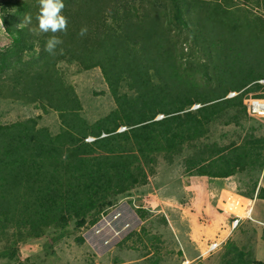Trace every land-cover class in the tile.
<instances>
[{"label": "trees", "instance_id": "16d2710c", "mask_svg": "<svg viewBox=\"0 0 264 264\" xmlns=\"http://www.w3.org/2000/svg\"><path fill=\"white\" fill-rule=\"evenodd\" d=\"M239 1L64 0L67 32L57 34L63 43L49 54L43 49L50 34L30 31L38 0H0L9 39L0 46V100L53 111L59 119L56 132L32 117L0 123L3 255L46 234L55 242L94 225L119 200L144 194L137 189L149 183L161 159L180 165L187 177L234 176L245 187L238 185V194L264 201V134L254 133L259 123L243 104L251 94L264 98L258 83L264 78V0ZM29 14L32 23L25 26ZM83 26L87 34L80 37ZM60 63L98 67L115 107L94 121L85 118ZM196 72L216 84H198L191 79ZM229 91L240 93L227 98ZM225 126L231 128L220 138H231L222 143L215 133ZM87 136L95 139L86 142ZM137 210L140 218L152 213ZM245 241L226 240L220 264H264Z\"/></svg>", "mask_w": 264, "mask_h": 264}, {"label": "rangeland", "instance_id": "374dc122", "mask_svg": "<svg viewBox=\"0 0 264 264\" xmlns=\"http://www.w3.org/2000/svg\"><path fill=\"white\" fill-rule=\"evenodd\" d=\"M239 2L242 3L244 0ZM252 8L254 11H259ZM8 42V36L0 21V46ZM60 68L66 80L74 86L81 100L82 114L85 118L94 121L115 107V101L98 67L81 70L75 63H60ZM191 79L202 86L216 84L214 78L208 79L201 72L194 73ZM251 96L254 97L252 94ZM30 117L37 118L39 126H46L52 132L58 131L59 119L55 112L44 113L33 105L0 100V123ZM255 120L259 125L256 124L254 133L264 134V118ZM218 128L215 133L216 139L227 143L231 135L221 139L220 132L231 127ZM43 152L45 156H50L52 153L50 149H44ZM188 178L182 174L180 165L168 167L166 161L161 159L156 167V173L148 176L149 183L137 189L146 190L144 194L134 191L131 196L119 200L103 213L94 225L84 227L77 232H69L55 242L52 241L53 235L46 234L19 243L13 255H3L1 252L5 248V242L0 241V264H187L185 257L189 255L188 226L180 205L189 199L183 187V184L188 183ZM233 180H236L234 176L228 178L227 185ZM158 182L163 183L156 187L155 184ZM260 185L264 187V176L260 180ZM239 186L240 190H244L242 182ZM178 199H183L185 202L180 204ZM234 202L228 205L229 211L244 219L241 203ZM139 206L145 210H152L151 215L140 218L137 210ZM255 206L260 212L259 217H256L258 220L246 218V221L232 232L230 238L237 244H243L248 237L251 240L254 257L257 260H264V239L261 237L264 227V208L260 201ZM184 212H187V209ZM161 216L165 217L166 223L162 221ZM242 226L245 228L243 231L245 234L239 232ZM79 235L83 238L82 242L76 239ZM222 249L221 245L219 249L196 264H220Z\"/></svg>", "mask_w": 264, "mask_h": 264}, {"label": "crops", "instance_id": "0c3cea01", "mask_svg": "<svg viewBox=\"0 0 264 264\" xmlns=\"http://www.w3.org/2000/svg\"><path fill=\"white\" fill-rule=\"evenodd\" d=\"M230 177L210 179L207 176H189L188 183L183 184L189 195V199L180 205L188 226L187 252L189 255L185 257L187 264H196L208 256L203 252L209 240L217 237L226 242L230 239L232 232H229L228 224L238 214L229 211V204L235 200L237 203H234H241L240 207L244 214L251 207L250 215L255 220H258L260 215L256 209V203L260 201L264 208L262 199L248 198L238 194L236 190L239 183L235 180L227 185V179ZM184 208L187 212H184ZM243 221H246L245 216L241 223Z\"/></svg>", "mask_w": 264, "mask_h": 264}, {"label": "clouds", "instance_id": "9594fccd", "mask_svg": "<svg viewBox=\"0 0 264 264\" xmlns=\"http://www.w3.org/2000/svg\"><path fill=\"white\" fill-rule=\"evenodd\" d=\"M65 8L64 0H38V11L36 14L37 26L30 29L36 35H48L44 51L55 54L57 47L63 43L58 33H66L68 28V18L63 14ZM32 23V16H25V26ZM87 34V26L81 27L78 35L83 37ZM62 52V49L60 50Z\"/></svg>", "mask_w": 264, "mask_h": 264}, {"label": "built area", "instance_id": "2783aa9c", "mask_svg": "<svg viewBox=\"0 0 264 264\" xmlns=\"http://www.w3.org/2000/svg\"><path fill=\"white\" fill-rule=\"evenodd\" d=\"M258 83L264 85V78L259 79ZM239 93H240L239 91H229L226 97L232 98V97L237 96ZM243 104L246 107V113L249 117L264 118V98H258V97H253L249 95L243 99ZM198 106L199 104L196 103V104H193L192 107L197 108ZM160 117H162V115H158L157 118H160ZM124 129H125L124 126H120L118 128V131H122ZM94 139L95 138L92 136H87L85 138V140L88 142H92ZM250 213H251V207L246 210L245 218L253 220V217H251ZM241 222H242V216H234L228 224L229 232H233L234 230H236L241 224ZM222 244H223V241L218 238H216L215 240H211L210 242L206 244V249L203 253L208 254V255L212 254L215 250L219 249Z\"/></svg>", "mask_w": 264, "mask_h": 264}]
</instances>
